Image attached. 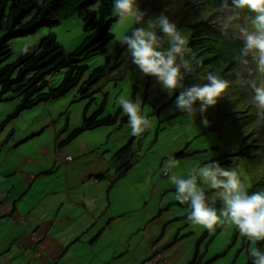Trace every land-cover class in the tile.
Listing matches in <instances>:
<instances>
[{"label":"rangeland","instance_id":"rangeland-1","mask_svg":"<svg viewBox=\"0 0 264 264\" xmlns=\"http://www.w3.org/2000/svg\"><path fill=\"white\" fill-rule=\"evenodd\" d=\"M200 2L202 0H199ZM138 3L140 8L148 13L144 26L149 20H154L155 17L167 15L179 27L186 29V22H193L214 15L209 9L205 13L203 7L197 5V2L193 3V0H139ZM248 15L247 12L243 13L242 18ZM113 16L115 15L113 14ZM82 17L80 14H75L63 19L60 24L53 28H42L34 34L13 40L11 42L12 56L5 64L13 63L18 59L20 55L19 48L23 43L30 41L34 46L49 34L55 35L66 52L75 50L85 37L84 26L86 22ZM114 19L111 31L115 37L107 45V51L104 54L87 61L90 68L86 71L83 81L88 79L97 66L102 65L110 58L116 65H119L120 70H114L108 81L103 82L101 80L99 82V84L103 82L104 92L108 93L106 109L99 116L100 119L119 113L121 107L117 103L118 98L123 95L132 99L135 87L133 85L137 80L140 87L137 86L136 99L141 105L142 113L151 121L152 126L140 136L131 135L128 122L122 127L119 124L104 126L97 130L82 133L71 144L81 145L83 141L88 140V136H94V138L89 139L97 141L98 149L96 150L107 162L104 170L108 169L109 173L114 174L118 172L119 165L114 162V154L128 145L131 140H134L137 161L129 171L130 173L111 188L112 197L126 198V202L133 199L134 208L132 209H139L136 214L144 219V223L150 232L154 231L159 235L163 232L164 226L169 223L164 235L166 241L162 246L165 247L167 244L171 247L182 245L186 253L185 261L187 264L194 257L196 243L200 238H202L200 251L203 254V264H252V258L249 256V248L252 245L239 234V231L237 232L234 226H218L214 233H209L203 237L208 230L199 225L191 224L187 220L190 209L180 208L177 204L178 201L169 206H164L163 209L166 210L163 211L162 199L175 198V187L169 182L168 177H163L161 172L164 162L170 156L177 159L176 155L181 150L185 151L187 155L199 152L193 156L178 159L180 165L176 171L179 175H186L195 162L204 165L218 161L222 166L236 168L241 174V178L248 185V190L252 188L253 182L259 178L260 170L261 175L264 174V158L261 159L264 150L263 154L253 157L256 153H261L259 147L264 138V131H260V127L264 125V121L258 119L257 112L250 114L253 110L251 108L246 110L245 108L247 105H253L252 91L245 87L249 102L246 97H240L235 93L234 99H236V102H233L235 101L233 100L225 105V112L217 117L211 115L218 111L216 110L218 103L216 106L209 108V111L203 114L211 122L208 127L201 123L202 115L199 111H197L195 118H187L185 114L173 109V102L175 97L179 95V90L169 98L168 92L163 90L154 78L144 77L139 72L132 63L126 48L122 53L123 62L119 63L121 58L115 59L116 48L119 45L116 44L121 43L125 34L130 35L131 30L137 24L131 19L123 22L119 21L117 16ZM121 45L123 44L121 43ZM188 47L190 49L189 43ZM190 52L189 58L191 56L195 57L191 49ZM196 62L195 57L194 66ZM68 70V68L60 69L51 76L53 88L63 83L62 80ZM202 75L205 74L197 73L195 69V73L185 81L186 85L205 83L206 81L198 79ZM148 82L150 84L146 86ZM83 87L80 83L66 96L49 104L37 105L31 110L23 112L7 125L0 134V179L8 171L15 173L17 169L24 168L30 156L36 151L33 150L34 152L30 154L25 150L23 151V149L39 148L41 145L54 146L56 133L65 123L63 113H67L68 125L77 128L81 125L85 113L88 117L93 115L100 100L97 98L95 103L92 104L89 99L84 98L91 89L86 93L81 92ZM222 98H219V100ZM237 98H241V100L238 99L240 100L239 103ZM229 99H232V97H229ZM198 104H200L199 101ZM234 104L237 106L230 109V106ZM17 106V100L15 99L0 102V123L9 114H12ZM235 111H238L239 114L225 115L227 112L233 113ZM243 111L245 113L240 114ZM236 117L238 119L245 118L231 124V121ZM222 119H226L227 122ZM252 120H256V122ZM242 125L244 126L242 127ZM252 128L256 129L257 134H253ZM248 132L250 133L247 135ZM255 138H257V141L253 142ZM246 145H250V147L246 148ZM242 146H245V148ZM213 148L217 149L211 150ZM247 152L252 154H247ZM225 155L226 157H224ZM39 163V160H37V164H33V166L39 165ZM258 163H260V170L257 168ZM13 176L20 178V174L17 176L11 174V177ZM13 185L14 183L11 185L4 184L3 187H0V191L5 192L7 188H11ZM255 189L257 191L261 190L259 188ZM16 193L17 191L13 195L16 196ZM134 198H143V201L138 200V204L135 206ZM159 202H161V207L158 209ZM145 203H149V206L143 209L142 205ZM120 204L122 203L120 202ZM122 209L124 211L128 210L125 207H122ZM161 214H163V219H160ZM152 220H154L152 223L149 222ZM177 235L185 236L175 242ZM158 239L159 236H156L154 241ZM255 246L264 251V242H259Z\"/></svg>","mask_w":264,"mask_h":264},{"label":"clouds","instance_id":"clouds-1","mask_svg":"<svg viewBox=\"0 0 264 264\" xmlns=\"http://www.w3.org/2000/svg\"><path fill=\"white\" fill-rule=\"evenodd\" d=\"M138 1L113 0L111 19L117 16L121 22L131 19L137 24L131 30L130 35L125 34L123 36L121 40L123 45L121 43L116 45L119 44L118 46L123 51L126 48L132 63L139 72L144 77L154 78L162 86V89L168 92L169 98L179 90V95L175 97L173 102L175 111L185 114L187 118H195L197 111H199L202 115L201 123L208 127L211 122L203 114L207 113L209 108L216 106L217 103L218 108L216 110L218 111L211 116L217 117L218 113H224V106L222 108L220 106L221 102L233 100L235 93L240 97L247 98L246 87L253 93L251 98L253 105H247L245 107L246 110L251 108L253 111L250 114L257 112L258 119L264 121V0H219L220 6L218 8H209L204 0L200 3L199 0H193V3L197 2V5L203 7L205 13L209 9L214 15L193 22H186V29L179 27L167 15L155 17L154 20H149L144 26L148 13L140 8ZM96 5H100V0H98ZM245 12L249 15L242 18V14ZM75 14L77 13L73 15ZM69 17L62 18L60 23L63 19ZM82 19L84 20V17ZM206 22H208V25L212 24L217 27L222 36H229L230 31L236 35L238 34L237 38L240 40L241 46L234 56V60L239 66V70L236 77H232L230 80L222 78L217 73L208 72L206 75L198 77V79L206 81L205 83H194L191 86H187L185 81L195 73V57L191 56L189 58L191 48L189 49L188 43L191 46V40L196 42L200 36L199 34H201L194 26ZM32 47L33 45L30 41L23 43L19 48L20 54H29ZM62 48L65 51L63 46ZM66 53L69 54L70 52ZM102 54L104 53L98 54L97 57ZM120 58L119 63L121 64L122 60H124L123 54ZM86 64L89 69L90 65ZM106 67V76L97 82L93 90L89 91L93 93L94 100L91 101L92 104L99 98V104L104 103V110L106 109L108 93L104 92L105 86L103 82L109 80L114 70H120L119 65H116L111 59ZM101 80L103 82L99 84ZM149 84L148 82L146 86ZM137 86L138 88L140 87L138 81ZM135 93L133 95L135 102L132 100L133 98H126L123 95L118 98L117 103L121 107L118 114L121 115L120 118L124 116L128 118L131 135L140 136L152 124L147 116L142 113L141 105L136 99L138 89ZM221 97L223 98L219 100ZM229 97H232V99H229ZM14 98V96H5L3 101ZM238 99L241 100V98H237L239 103L240 100ZM15 100L18 99L15 98ZM247 100L249 102L248 98ZM197 101L200 102V107H197L199 109L196 108ZM230 109H233V107L230 106ZM222 120L226 121V119ZM252 121L256 122V120ZM66 125H68V121L56 133V148L58 151L59 148L68 146L74 141L73 139L69 144L62 145V141L75 129ZM63 128L64 134L59 139L58 133ZM252 130L253 134H257L256 129L252 128ZM260 131H264V125L260 127ZM248 147L250 145H246V148ZM263 147L264 138L259 147L261 153H256L253 157L263 154ZM216 149L213 148L211 150ZM249 154L252 153L249 152ZM263 158L264 154L261 159ZM73 160L74 155L70 154L67 156L68 162ZM179 165L180 161L170 156L164 162L161 172L163 177H168L169 182L175 187V200L178 201V206L179 203L189 205L188 209L190 210L187 220L193 225H199L207 229L206 235L214 233L218 226H234L239 231V234L252 245L249 248L252 264H264V251L255 246L259 242H264V191L250 193L248 185L241 178V174L237 169L222 166L218 161L204 165H201L200 162H195L184 176L179 175L176 171ZM259 165L260 163H258L257 168L260 170ZM95 181H98V178H95ZM216 204L218 205L217 207ZM31 240L35 246L41 244L40 242L42 241L36 232L31 234ZM157 247H154L155 253L153 256L142 264H159L162 254L158 252Z\"/></svg>","mask_w":264,"mask_h":264},{"label":"crops","instance_id":"crops-1","mask_svg":"<svg viewBox=\"0 0 264 264\" xmlns=\"http://www.w3.org/2000/svg\"><path fill=\"white\" fill-rule=\"evenodd\" d=\"M89 138L94 136L59 151L56 137L54 146L23 149L36 151L24 168L8 171L0 179V187L14 183L0 191V264H142L153 256L155 246L162 254L159 264H187L182 245L162 246L169 223L159 235L150 232L136 214L139 209H132L133 199L112 197L111 188L124 177L110 172L95 181L107 171V162L96 150L97 141ZM70 154L72 162L67 161ZM37 160L39 165L33 166ZM134 200L136 206L143 198ZM175 202L163 198L162 209ZM34 232L42 239L38 246L31 240Z\"/></svg>","mask_w":264,"mask_h":264},{"label":"trees","instance_id":"trees-1","mask_svg":"<svg viewBox=\"0 0 264 264\" xmlns=\"http://www.w3.org/2000/svg\"><path fill=\"white\" fill-rule=\"evenodd\" d=\"M204 1L209 8L220 6L219 0ZM97 2L98 0H0V102L5 96H14L18 99L16 110L0 123V134L11 121L23 112L31 110L37 105L48 104L64 97L80 83L84 86L81 92L86 93L90 88L93 90L97 82L106 76V66L110 62V58L103 65L96 67L93 74L86 81H83L88 69L87 61L96 58L98 54L105 53L107 44L114 39V35L110 31L114 20L110 17L113 11V0H100V5L96 8ZM74 13L83 16L86 22L84 26L85 37L74 51L67 54L55 35L49 34L34 45L29 54H20L15 62L5 64L12 55L10 42L13 39L29 36L42 28H53L60 23L62 18L69 17ZM194 28L201 33L196 42L191 40L190 46L197 59L195 64L197 73L206 75L208 72H214L226 80L236 77L239 66L235 62L234 56L241 46L237 35L230 31L229 36H222L217 27L212 24L208 25V22L195 25ZM116 50L115 59H119L123 50L119 46ZM63 68L69 69L66 72L65 80H62L63 83L60 86L53 88L51 76ZM133 87L134 91L138 89L137 81ZM134 91L133 95L136 94ZM84 98L93 101V93L88 92ZM132 100L135 102L134 98ZM233 100L221 102V108L232 101L236 102V99L233 98ZM235 106L237 105H232V107ZM197 107H200L198 101ZM103 112L104 103L97 105V110L90 117L85 113L81 125L69 133L68 137L62 141V145L69 144L83 132L116 124L122 127L128 122V118L126 116L120 118V114L100 119L99 116ZM242 113L240 112V114ZM236 114H239L238 111L227 112L225 115ZM65 117L66 122L68 121L67 114ZM243 118L245 117L240 119L236 117L231 121V124ZM61 130L58 133L59 139L64 134V128ZM255 141L257 138L253 140V142ZM134 142L131 140L128 145L118 150L113 156L114 162L119 164L117 178L125 177L136 163ZM262 149L264 150V147ZM176 156L177 159H182L189 155L181 150ZM107 173L109 170L101 172L98 174V179L107 178ZM255 188L264 191V174L253 182L249 192H257ZM179 206L189 208L188 204L179 203ZM184 236L177 235L175 242ZM205 236L206 234L203 237ZM201 241L202 238L197 241L194 257L188 264H203V254L200 251ZM167 247L171 246L167 245Z\"/></svg>","mask_w":264,"mask_h":264},{"label":"water","instance_id":"water-1","mask_svg":"<svg viewBox=\"0 0 264 264\" xmlns=\"http://www.w3.org/2000/svg\"><path fill=\"white\" fill-rule=\"evenodd\" d=\"M221 1V0H220Z\"/></svg>","mask_w":264,"mask_h":264}]
</instances>
